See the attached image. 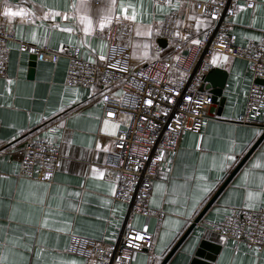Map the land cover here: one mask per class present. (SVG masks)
<instances>
[{
	"label": "crops",
	"instance_id": "crops-1",
	"mask_svg": "<svg viewBox=\"0 0 264 264\" xmlns=\"http://www.w3.org/2000/svg\"><path fill=\"white\" fill-rule=\"evenodd\" d=\"M205 1L183 0L178 10L180 23L188 30V41L198 39L211 24L195 10L196 3ZM251 1L253 8L240 5L230 20L239 46L264 37V0ZM110 2L8 0L1 5L0 29L11 31L16 41L8 44L6 76L0 78V256L4 257L0 264H86L84 256L69 252L71 238L113 243L123 226L152 235L151 248L134 253L128 264H160L264 132L258 126L236 123L253 84L247 62L213 55V68L227 74L224 105L219 109L214 104L200 132L182 134L177 152L165 159L159 176L152 181L149 205L161 217L128 219L126 205L113 199L115 184L103 168L109 137L124 127V119L114 122L104 117L99 91L65 85L66 60L34 61L19 48L20 42L52 52L78 46L84 60L90 61L91 56L92 61L102 62L101 42L106 45L105 55L107 43L98 22ZM124 2L136 6L137 19L143 25H152L150 35L138 36L134 24L124 22L132 29L131 38L125 41L131 48L132 65L139 68L169 56L171 48L162 35L163 24L156 23L165 20L168 7L161 13L152 0ZM73 3L85 7L76 14ZM6 7L22 14L9 16ZM80 15L93 21L87 33ZM260 125H264V118ZM33 137L61 146L60 168L50 183L18 177L17 150ZM228 156L233 159L228 160ZM262 178L264 137L215 196L201 220L216 223L232 209L264 208ZM249 192L253 193L251 200ZM248 203L254 206L246 208ZM206 232L195 225L166 264H191ZM213 245L216 249L200 251L202 264H264V250H249L221 238Z\"/></svg>",
	"mask_w": 264,
	"mask_h": 264
},
{
	"label": "built area",
	"instance_id": "built-area-1",
	"mask_svg": "<svg viewBox=\"0 0 264 264\" xmlns=\"http://www.w3.org/2000/svg\"><path fill=\"white\" fill-rule=\"evenodd\" d=\"M5 1L8 0H0V12ZM152 2L155 4L157 0ZM240 5L253 8L254 2L196 3V13L211 23L201 32L196 44L186 40L188 30L180 23L178 10L166 15L162 35L170 45L171 54L139 68L132 65L131 48L125 43L132 36L131 26L124 23H112L105 28L107 54L100 63L84 60L78 46L52 52L44 46L19 43L21 51L38 61L66 60L65 85L99 91L104 117L114 122L124 119V127L109 137L103 168L115 184L113 199L126 205L128 219L161 217L149 205L152 181L159 176L165 159L177 152L182 134L200 132L211 117L212 95L201 92L200 88L204 77L213 70V55L247 62L253 84L245 96L244 112L236 123L264 128L260 125V119L264 118V84L257 83L264 81V37L245 46L237 44L230 20ZM15 41L11 31L0 29V78L6 76L8 44ZM117 92L121 95H115ZM148 99L152 100L151 105L145 103ZM109 111L113 115L109 116ZM49 141L33 137L22 144L17 150L18 177L44 183L52 181L60 168L62 154L61 146ZM197 225L249 250H264V208L232 209L220 222L201 220ZM137 236L141 238L136 239ZM151 245L150 233L123 226L113 243L72 237L69 252L84 256L86 264H128L134 253L148 251Z\"/></svg>",
	"mask_w": 264,
	"mask_h": 264
},
{
	"label": "snow or ice",
	"instance_id": "snow-or-ice-1",
	"mask_svg": "<svg viewBox=\"0 0 264 264\" xmlns=\"http://www.w3.org/2000/svg\"><path fill=\"white\" fill-rule=\"evenodd\" d=\"M183 0H177L176 3H172L171 0H163V2H161V0H157V2L155 3V8L158 12L164 13V9L165 7H168L169 12L164 13L165 15L170 16L171 12L175 11V10H179V8L182 5ZM85 5L83 3L80 4H76L73 3L71 5V8L73 10L74 13L79 14V12L81 11L82 8H84ZM129 9H131V13L129 14ZM5 13L9 16H16V15H21V12H13L11 8H5ZM47 15V14H45ZM139 15H144L143 12V5L141 4V12L139 13ZM138 17V11L135 5L131 4V3H125L124 0H120L119 5H117V0H111L110 4L108 5V7L104 10L103 14L100 16L99 22H98V27L101 30V33H103V30L105 29L106 26L112 24V23H116V24H123L125 21L128 22H132L135 26V32L136 35L140 36V35H150L151 34V29H152V25L149 24L147 26L143 25V23L137 19ZM65 18H68L67 13H65ZM79 19L81 21V23H83L84 26V32L87 33L90 31L91 27H92V23L93 21L86 15H80ZM157 24H163L164 21L163 20H159L156 21ZM145 27L147 28V31H142L143 29H145ZM68 31H72V29H68ZM177 35H179V33H176ZM192 43L196 44L199 43L198 40H193ZM106 47V45L103 43V41L101 42V54L99 55V60L100 61H104L106 60V55L103 53V49ZM145 48L148 47L147 44L144 45ZM93 51H95V49H93ZM89 60L92 61V57H89ZM215 60V58H213V61ZM95 62V61H92ZM108 67H112V64H109ZM115 95H121L120 93H117ZM108 97L105 96L104 100H107ZM146 104L151 105L152 104V100L148 99L145 101ZM108 115L111 116L113 115V113L111 111L108 112ZM107 120H105V125H107ZM113 127H115V125H113ZM49 143H51V141H49ZM100 145L99 143L97 144V148H99ZM107 150V149H105ZM228 160L233 159V157L228 156L227 157ZM223 167V165H221ZM50 175V173L48 174ZM245 175H247V172L245 173ZM264 179V178H262ZM160 187V186H158ZM205 191H207V189H205ZM249 199L251 200V198L253 197V193L249 192L248 193ZM254 205L252 203H248L245 205L246 208H252ZM141 237L137 236L136 239H140ZM221 239H223V237H221ZM4 257L0 256V260H3Z\"/></svg>",
	"mask_w": 264,
	"mask_h": 264
},
{
	"label": "water",
	"instance_id": "water-1",
	"mask_svg": "<svg viewBox=\"0 0 264 264\" xmlns=\"http://www.w3.org/2000/svg\"><path fill=\"white\" fill-rule=\"evenodd\" d=\"M32 59L35 61V57L33 56ZM227 74L223 70H220L218 68H213L203 79L200 91H208L209 94L212 95L213 103L219 106V109L222 108L224 105L225 99L222 97V91L225 86ZM258 84L263 85L264 81H257ZM220 111V110H219ZM264 137V132L260 136V138L255 142V144L251 147V149L247 152L246 156L243 158V160L238 164V166L232 171L228 179L222 186L219 188V190L216 192V194L213 196L212 199L209 200V202L205 205V207L202 209V211L199 213V215L196 217V219L191 224L190 228L183 234V236L177 241V243L174 245V247L170 250V252L165 256V258L162 260L160 264H166V262L169 260L171 255L174 253L176 248L179 246V244L184 240L186 235L199 223L203 217L204 212L208 209V207L212 204L215 196L222 190V188L226 185V183L229 181V179L234 175V173L240 168V166L243 164V162L247 159V157L254 151L260 140ZM220 238L214 233H209L207 231L205 235L203 236V240L200 244V249L194 256V258L191 261V264H202L200 259L203 258V249L212 247L216 249V247L213 244H216L219 242ZM212 243V244H211ZM202 251V252H200ZM209 262H211V258H209Z\"/></svg>",
	"mask_w": 264,
	"mask_h": 264
}]
</instances>
